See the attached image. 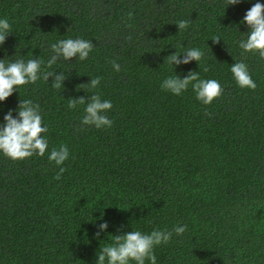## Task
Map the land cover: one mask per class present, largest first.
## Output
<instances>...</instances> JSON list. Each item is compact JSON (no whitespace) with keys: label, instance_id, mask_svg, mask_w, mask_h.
I'll list each match as a JSON object with an SVG mask.
<instances>
[{"label":"trees","instance_id":"1","mask_svg":"<svg viewBox=\"0 0 264 264\" xmlns=\"http://www.w3.org/2000/svg\"><path fill=\"white\" fill-rule=\"evenodd\" d=\"M256 2L264 4L0 0V19L11 24L0 59H39L42 71L66 78L60 89L41 78L0 102V126L9 110L18 117L21 100L39 104L49 142L43 157L0 153V264H97L113 235L177 225L187 230L155 248L157 264H264V59L238 45ZM181 20L190 22L186 30ZM68 38L95 48L87 60L61 59L49 69L51 44ZM190 48L204 52L200 63H165ZM235 62L247 64L254 91L237 85ZM193 71L219 81L223 96L204 105L191 87L180 96L162 90L166 78ZM97 76V89L78 90ZM93 94L112 102V128L82 125L84 106L68 108L69 99ZM62 144L70 156L56 180L48 156Z\"/></svg>","mask_w":264,"mask_h":264},{"label":"clouds","instance_id":"2","mask_svg":"<svg viewBox=\"0 0 264 264\" xmlns=\"http://www.w3.org/2000/svg\"><path fill=\"white\" fill-rule=\"evenodd\" d=\"M227 5H237L242 0H226ZM129 19L133 14H128ZM241 23H246L250 31L247 32L246 39L238 41L239 48L242 49V55L251 53L258 54L264 59V4L256 2L246 12ZM180 31L186 30L190 22L181 20L176 23ZM131 27V25H129ZM179 31V32H180ZM11 34V24L7 18L0 19V46L6 42V38ZM126 39L131 42L133 37L130 34ZM220 37H214L217 44ZM51 52L53 53L47 61V67L52 68L58 60L71 61L78 58L84 61L89 58L95 45L92 40L83 38H68L52 43ZM181 59V53L177 51L166 57L165 63L179 66L189 64L192 61L200 63L204 59V52L197 48L187 49ZM43 61L39 59H17L15 62H5L0 59V102L7 101L20 87L28 84H35L43 78L48 82L50 77L54 78L52 87L60 89L64 87L65 76L53 71H42ZM115 71H121V66L115 60L110 61ZM233 77L240 88L255 90L257 84L252 79L248 66L244 62H235L231 66ZM101 77L91 78L89 84L78 86L88 92L89 89H97L101 84ZM189 87L196 93V98L204 105H211L215 100L221 98L224 88L219 81L215 79H201L199 73L190 72L186 77L179 75L166 78L161 85L162 90H167L174 95L180 96L187 91ZM78 105L84 106V115L80 121L82 125L94 126L97 129H110L113 127L112 121L107 113L113 108L109 100H102L99 94H93L89 99L84 97L69 99L68 108L75 110ZM205 115L211 113L205 111ZM4 124L0 126V153L13 161H23L34 155L45 156L49 151V142L47 139L48 128L44 126L43 116L40 111V105L34 103L31 99L21 100L18 107V117L14 118L12 110H9L4 116ZM81 129H77L80 131ZM70 153L67 145L62 144L59 148L53 147L48 159L59 168L54 179L59 180L67 171L63 165L69 159ZM108 223L99 225L100 231H106ZM187 230V225H177L172 231L153 230L150 234L139 230H133L121 235H113L112 243L102 246L97 253V264H157L155 248L161 244H168L173 232L176 235H183ZM100 232H97V236Z\"/></svg>","mask_w":264,"mask_h":264}]
</instances>
